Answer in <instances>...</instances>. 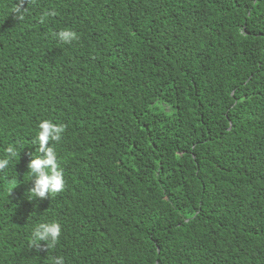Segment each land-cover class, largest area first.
<instances>
[{
  "label": "trees",
  "instance_id": "1",
  "mask_svg": "<svg viewBox=\"0 0 264 264\" xmlns=\"http://www.w3.org/2000/svg\"><path fill=\"white\" fill-rule=\"evenodd\" d=\"M16 4L0 0V264H264V0ZM45 120L66 128L49 144L65 190L40 200ZM53 222L55 248H31Z\"/></svg>",
  "mask_w": 264,
  "mask_h": 264
},
{
  "label": "clouds",
  "instance_id": "2",
  "mask_svg": "<svg viewBox=\"0 0 264 264\" xmlns=\"http://www.w3.org/2000/svg\"><path fill=\"white\" fill-rule=\"evenodd\" d=\"M34 0H17V4L14 8V13L17 14L19 20H23L22 13L25 3H33ZM54 12L45 13L40 17V23L45 22L46 16H54ZM63 44H70L76 40L77 34L70 30H62L59 33L54 34ZM66 130L64 125H53L49 121L45 120L39 124V132L34 144L38 145L37 152L40 154L38 158H31L28 163V173L32 178V187L28 191L31 197L44 200L54 198L65 190V181L63 171L57 162V157L54 149L49 147L50 143H59L62 137V133ZM6 155L12 159L19 156V153L14 147L9 146L6 150ZM10 160H0V171L7 168ZM11 194V193H10ZM61 236L60 225L53 223H41L32 232L30 247L38 251H48L55 248L59 242ZM41 242L46 246L41 248ZM52 264H64L63 258H53Z\"/></svg>",
  "mask_w": 264,
  "mask_h": 264
}]
</instances>
